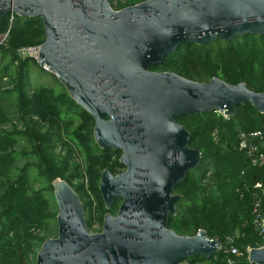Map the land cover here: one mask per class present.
Here are the masks:
<instances>
[{
    "label": "water",
    "instance_id": "obj_1",
    "mask_svg": "<svg viewBox=\"0 0 264 264\" xmlns=\"http://www.w3.org/2000/svg\"><path fill=\"white\" fill-rule=\"evenodd\" d=\"M10 14L42 20L37 64L92 116L97 146L120 151L124 167L100 173L104 207L120 204L97 232L73 188L52 182L57 235L41 244L35 264H180L217 254L219 241L204 229L188 236L167 226L182 197L175 188L201 160L177 119L209 111L231 117L244 104L264 114V92L151 67L182 44L264 35V0H144L118 10L108 0H0V19ZM247 256L264 264V246Z\"/></svg>",
    "mask_w": 264,
    "mask_h": 264
},
{
    "label": "trees",
    "instance_id": "obj_2",
    "mask_svg": "<svg viewBox=\"0 0 264 264\" xmlns=\"http://www.w3.org/2000/svg\"><path fill=\"white\" fill-rule=\"evenodd\" d=\"M122 1L119 9L144 0ZM108 2L112 7L113 0ZM9 17L0 19V34L9 29L6 44L0 46V264H35L41 244L57 235L52 182L63 179L78 194L92 231L93 223L102 227L104 214L116 210L115 204L104 207L100 173L103 169L116 173L122 165L115 156L119 151L97 146L94 119L57 78L54 86L40 84L33 74L44 68L17 55L19 47L43 42L42 20L13 14L10 24ZM151 70L197 82L216 76L264 92V35L247 34L205 46L182 44ZM177 121L190 132L189 145L201 152V160L175 188L182 197L167 226L184 235L204 229L221 246L209 259L187 257L180 264H226L227 256L237 264H251L246 248L261 241L253 223V186L264 187V166L250 165L238 149V134L264 131V114L244 104L231 117L209 111ZM229 237L242 255L227 254Z\"/></svg>",
    "mask_w": 264,
    "mask_h": 264
},
{
    "label": "built area",
    "instance_id": "obj_3",
    "mask_svg": "<svg viewBox=\"0 0 264 264\" xmlns=\"http://www.w3.org/2000/svg\"><path fill=\"white\" fill-rule=\"evenodd\" d=\"M13 20V14H10L9 22L11 24ZM9 29L0 34V46L6 44L8 40ZM17 55L20 58H32L37 59L39 53V45H25L16 50ZM264 131L260 129L241 131L238 134V149L242 151L249 160V163L253 167L264 166ZM253 223L257 230L261 241L257 247L264 246V212H263V194L264 187L260 183H256L253 186ZM232 237L227 238L228 247L226 249L227 254L233 256L242 255L241 252L232 245ZM251 247L246 248V254ZM248 260V256L246 255ZM226 264H237L236 260L232 256L226 257Z\"/></svg>",
    "mask_w": 264,
    "mask_h": 264
},
{
    "label": "rangeland",
    "instance_id": "obj_4",
    "mask_svg": "<svg viewBox=\"0 0 264 264\" xmlns=\"http://www.w3.org/2000/svg\"><path fill=\"white\" fill-rule=\"evenodd\" d=\"M118 2H123L122 0H113V6L112 8L115 9V10H118ZM40 67V66H39ZM45 71L43 73H40V71H35L34 74H33V79L36 80L38 78V81L40 84L42 85H46V86H54L56 84V81H55V75L52 74L51 72H49L48 70L44 69ZM33 80V81H34ZM225 117V116H224ZM120 151L119 152H116L115 153V156H119L120 155ZM86 183V181H85ZM87 184V183H86ZM88 185H89V182H88ZM117 205V202L115 204V207ZM101 229L100 225L97 224V223H93V230L90 231V232H97Z\"/></svg>",
    "mask_w": 264,
    "mask_h": 264
},
{
    "label": "flooded vegetation",
    "instance_id": "obj_5",
    "mask_svg": "<svg viewBox=\"0 0 264 264\" xmlns=\"http://www.w3.org/2000/svg\"><path fill=\"white\" fill-rule=\"evenodd\" d=\"M96 143V142H95ZM120 155H121V153H120ZM120 155H119V157H120ZM124 171V167L122 166V167H120V170L118 171V172H116V173H112L113 175H116V174H119V173H121V172H123ZM116 204V203H115ZM119 204H120V200L117 202V205H116V210H115V212L114 213H111L112 215H115L116 214V212H117V209H118V206H119ZM115 206V205H114ZM169 228V227H168ZM171 229V228H170ZM173 230V229H172ZM177 233V232H176ZM178 234V233H177ZM178 235H184V234H178ZM188 236H191V235H188Z\"/></svg>",
    "mask_w": 264,
    "mask_h": 264
}]
</instances>
